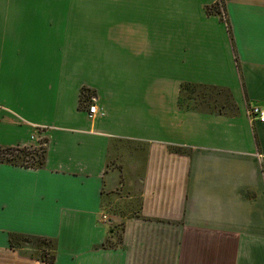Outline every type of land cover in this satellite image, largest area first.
Returning <instances> with one entry per match:
<instances>
[{"label":"crops","instance_id":"obj_1","mask_svg":"<svg viewBox=\"0 0 264 264\" xmlns=\"http://www.w3.org/2000/svg\"><path fill=\"white\" fill-rule=\"evenodd\" d=\"M15 1L0 0V146L44 162H0V264H264V121L246 114L264 106V0H114L89 51L49 46L42 9ZM119 12L138 35L115 33ZM186 82L233 111L182 108Z\"/></svg>","mask_w":264,"mask_h":264},{"label":"rangeland","instance_id":"obj_2","mask_svg":"<svg viewBox=\"0 0 264 264\" xmlns=\"http://www.w3.org/2000/svg\"><path fill=\"white\" fill-rule=\"evenodd\" d=\"M113 1L114 0H17L15 2L33 3L36 4L38 8L42 9L41 11H39V18L36 21V26L38 25V28L42 32H44L47 28H50L52 30L53 34L50 33V35L54 36L53 39L48 42L49 46H53L54 48L56 47V49L58 50V47L83 45L86 46L88 48L87 50L89 51L92 13H101L98 5L113 3ZM119 1L121 2L122 0ZM53 4L59 5L61 7L56 11ZM116 20L118 21V23L114 24L112 27L113 29H115V33L120 32L121 35L124 37L127 35L133 36L139 34L138 19L134 20L135 22L124 21L121 12H119V15ZM113 23L114 21L110 22V24ZM55 36H61L59 42L54 39ZM81 38H84V40H86L85 44H71L69 42L70 40L75 41L80 40ZM63 41H68L69 43L65 44L63 43ZM59 51L63 52V50L61 49ZM70 51L71 50L69 49L67 50V52ZM68 55L72 56L73 54ZM68 61L73 62L72 59H69ZM194 89L198 95H202V93L205 92L207 93L203 98L206 103L201 104L200 108H209L211 110L213 109L215 111L224 112L233 111L232 103L230 101V95L228 92H226L225 89L216 88L208 91L204 88L199 87H196ZM187 94H189V92L184 91L183 96L186 97ZM191 102L194 105V101ZM208 105L211 108L208 107ZM42 147H36V149L28 155L20 153V156H18L14 160L17 162L33 163L34 160L32 159V157L36 158L37 156L42 154ZM11 154H16V152L13 151L10 153L9 151L5 152L0 150V156L11 157ZM121 200L123 199L120 198L119 200L115 201L110 207L112 210L115 211V213H123L126 208V204L123 205V201ZM29 241L32 242V240ZM44 247L48 248L51 247V245L46 244Z\"/></svg>","mask_w":264,"mask_h":264},{"label":"trees","instance_id":"obj_3","mask_svg":"<svg viewBox=\"0 0 264 264\" xmlns=\"http://www.w3.org/2000/svg\"><path fill=\"white\" fill-rule=\"evenodd\" d=\"M196 87L199 88H204L205 90H211V89H216V87H212L209 85H204V84H196V83H183L180 86V96H179V104L182 108H192V109H201L200 106L201 104H205L206 102L204 101V97L207 94L202 93V95H198L197 92H195ZM184 91H188L189 94L186 95V97L183 96ZM188 99V100H187ZM194 101V105L191 103V101ZM208 107H210L208 105ZM211 108V107H210ZM209 109V108H208ZM201 110H206L204 108H202ZM211 111H215V110H211ZM36 148H29V147H1L0 146V150L2 151H9L11 152H16V154H11V157H6V156H0V162L5 161V162H16V163H20L23 165H41L44 162V148L42 147V154H40L39 156L32 157V159L34 160L33 163H26V162H17L14 159H16L18 156H20V153H23L24 155H28L29 153H31L32 151H34ZM19 153V154H18ZM43 255V254H42ZM43 259H45L48 262H53L54 257L53 255H43L42 257Z\"/></svg>","mask_w":264,"mask_h":264},{"label":"built area","instance_id":"obj_4","mask_svg":"<svg viewBox=\"0 0 264 264\" xmlns=\"http://www.w3.org/2000/svg\"><path fill=\"white\" fill-rule=\"evenodd\" d=\"M96 104L90 103L88 105L87 111L90 114H93L96 111ZM246 114L250 118V120H260L264 121V106L260 104H251L246 109Z\"/></svg>","mask_w":264,"mask_h":264}]
</instances>
